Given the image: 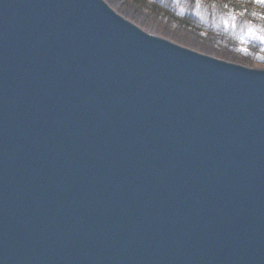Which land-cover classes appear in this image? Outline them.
I'll use <instances>...</instances> for the list:
<instances>
[{
    "label": "water",
    "instance_id": "obj_1",
    "mask_svg": "<svg viewBox=\"0 0 264 264\" xmlns=\"http://www.w3.org/2000/svg\"><path fill=\"white\" fill-rule=\"evenodd\" d=\"M0 264H264V69L0 0Z\"/></svg>",
    "mask_w": 264,
    "mask_h": 264
},
{
    "label": "trees",
    "instance_id": "obj_2",
    "mask_svg": "<svg viewBox=\"0 0 264 264\" xmlns=\"http://www.w3.org/2000/svg\"><path fill=\"white\" fill-rule=\"evenodd\" d=\"M141 28L215 58L264 64V2L105 0Z\"/></svg>",
    "mask_w": 264,
    "mask_h": 264
},
{
    "label": "rangeland",
    "instance_id": "obj_3",
    "mask_svg": "<svg viewBox=\"0 0 264 264\" xmlns=\"http://www.w3.org/2000/svg\"><path fill=\"white\" fill-rule=\"evenodd\" d=\"M261 2H264V0H261ZM240 65H242V64H240ZM243 66H246V65H243ZM246 67H250V66H246ZM253 68H258V69L261 68V69H264V64L262 63V64H259V65H256Z\"/></svg>",
    "mask_w": 264,
    "mask_h": 264
},
{
    "label": "snow or ice",
    "instance_id": "obj_4",
    "mask_svg": "<svg viewBox=\"0 0 264 264\" xmlns=\"http://www.w3.org/2000/svg\"><path fill=\"white\" fill-rule=\"evenodd\" d=\"M258 2H261V0H258Z\"/></svg>",
    "mask_w": 264,
    "mask_h": 264
}]
</instances>
